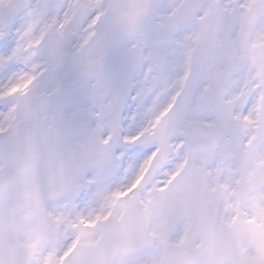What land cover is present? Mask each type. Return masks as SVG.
Listing matches in <instances>:
<instances>
[{
  "label": "snow or ice",
  "instance_id": "1",
  "mask_svg": "<svg viewBox=\"0 0 264 264\" xmlns=\"http://www.w3.org/2000/svg\"><path fill=\"white\" fill-rule=\"evenodd\" d=\"M0 264H264V0H0Z\"/></svg>",
  "mask_w": 264,
  "mask_h": 264
}]
</instances>
